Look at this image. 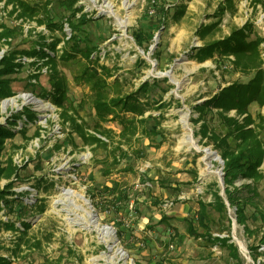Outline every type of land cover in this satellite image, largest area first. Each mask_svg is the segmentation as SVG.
Instances as JSON below:
<instances>
[{"label": "rangeland", "instance_id": "1", "mask_svg": "<svg viewBox=\"0 0 264 264\" xmlns=\"http://www.w3.org/2000/svg\"><path fill=\"white\" fill-rule=\"evenodd\" d=\"M26 1L40 7L46 0ZM253 2L79 0L86 16L92 18L83 25L84 33L98 50L92 54L93 60L77 56L69 60L60 58L55 64L67 78L68 97L77 109L78 120L88 124L90 131L97 122L94 81L86 80L90 75L106 80L108 97L125 96L149 80V98L155 105L146 116L162 117L161 133L148 137L140 131L129 154L118 163L113 158L120 153L119 149L85 144L70 121L62 122V107L43 95L51 88V66L48 68L38 57H19L17 60L23 66L13 82L16 94L1 100L0 122L6 125L9 116L24 107H30L35 114L32 120L22 113L11 124L16 132L6 140L3 151V159L13 156L18 174L12 177L13 190L17 192L13 207L1 211L2 220H10L15 227H2L0 253L13 264H239L227 248L189 234V220L197 223L199 200L211 201V192L217 187L222 191L224 161L209 160L212 170L220 175L205 172L204 152L183 141L189 136L200 147L216 150L212 144L200 141L198 130L202 121H194L199 114L193 106L222 86L234 81L247 82L253 74L236 70L230 61L234 55L201 58L195 48L246 24L250 38H264V8L261 4L254 6ZM183 6L184 13L178 17ZM162 8L169 12L164 25L156 31ZM49 9L57 24L53 29L47 27V21L38 24L36 20L18 18L17 12L12 13V5L0 0V23L16 30L9 43L0 37V58L8 50L28 49L44 39L52 42L55 38L61 41L54 53L61 54L64 40L71 35L65 17L69 12L53 3ZM119 20L125 21V26H120ZM60 22L63 30L58 27ZM208 24L215 26L202 38L198 30ZM138 30L155 32L148 50L137 44L134 34ZM262 53L264 57V42ZM24 92H31L39 102H25ZM10 98H15L18 105L7 104L3 108ZM249 108L253 115L264 112V107L256 104ZM25 116L29 121L24 122ZM205 118L216 130L226 131L215 112H207ZM156 121L157 118L147 117L149 127ZM103 124L114 130L118 140L120 122L110 119ZM25 126V133L18 131ZM122 146L129 148L127 144ZM145 181L150 182V187L136 189L137 182ZM6 182L1 180L2 185ZM65 189L83 197L70 195L66 199L62 194ZM258 189L264 207V179ZM58 198L61 201H56ZM169 202L173 204L166 206ZM86 211L97 225L86 222ZM245 212L250 227L262 225L252 206H247ZM210 213L213 236H228L230 227V241L237 245L242 264H264V254L256 260L251 256V247L257 241L237 222L233 207L227 209L230 222L218 211L210 209ZM163 215L166 221L161 223ZM23 221L30 227L25 229ZM104 227L109 228V234L102 232ZM109 244L113 246L111 251ZM119 249L126 253L125 259L115 262L109 257ZM258 250L264 252V246Z\"/></svg>", "mask_w": 264, "mask_h": 264}, {"label": "trees", "instance_id": "2", "mask_svg": "<svg viewBox=\"0 0 264 264\" xmlns=\"http://www.w3.org/2000/svg\"><path fill=\"white\" fill-rule=\"evenodd\" d=\"M52 3L69 12L65 17L70 26L71 35L64 40L61 54L54 53L57 51V44L61 41L60 38H55L52 42L44 39L39 45L31 48L8 50L4 53L0 58V103L1 100L16 94L13 82L17 80L15 75L23 66V62L17 59L21 56H28L38 57L37 60L39 61V58H41L43 64L49 66L48 68L51 66V88L48 90L49 92H45L43 95L51 98L52 101L62 107L60 114L62 122L70 121L73 130L87 145L103 148L112 147L114 150L119 149L120 153L118 155L114 153L113 158L114 162L118 163L129 154V150L132 149L131 144L140 131L148 137L161 133L159 130L161 116L148 115L151 118H157V121L150 127L147 124L148 116H146V112L152 105H155L149 98L152 83L146 80L134 92L125 96L108 97L106 80L90 75L86 80L94 81L93 108L97 117V122L91 128L93 132L90 131L88 124L78 120L76 116L77 109L68 97L67 78L56 68L55 64L60 58L69 60L77 56L93 60L91 56L98 50V46L93 44L91 39H88V35L84 33L83 29V25L92 18L86 16L87 13L83 11L84 6L79 5V0H46L40 7L38 4L31 5L26 0H6V5H12V13L17 12L18 18L36 20L38 24L47 21V27L50 29L57 27V24L53 21V16L49 13V6ZM253 3L254 6L261 4L264 8V0H254ZM184 7L179 9L178 17L184 13ZM224 8H221L222 11ZM168 12L165 8L161 9L156 31L164 25V18ZM176 12L174 15H176ZM78 13L81 14L77 16ZM214 26V24L201 25L198 31L202 38H206ZM58 27L63 30V22L58 23ZM247 27L248 24L232 30L227 36L206 40L204 44L195 48L197 55L201 58L212 57L217 54L221 56L234 55V58L230 59L234 68L243 74H253V76L247 82L234 81L222 86L218 92L193 106V110L199 114L198 119H194V121L197 123L202 121L198 130V135L201 137L200 141H204L205 145L212 144L224 160L225 193L222 195L221 188L217 187L211 192L213 196L211 201L199 200L197 223L193 220H189L188 223V231L191 236L204 237L220 244L223 248H227L239 264H242V261L237 245L230 241V227L228 226V236H213L211 228L213 218L210 209L224 214L230 222L231 219L227 216V209L233 207L237 222L244 226L245 233L249 237H253L257 241V244L251 247V256L256 260L259 255L264 254V252L258 250L259 247L264 246V207L261 205L263 196L258 189L261 180L264 179V170L262 169L264 163V112L259 111L256 115H253L249 108L252 104H256L260 108L264 107V57L262 53L264 38L258 35L255 38H250ZM15 33L14 28L0 23V37L5 40V43H9L10 38ZM80 35L83 36L80 37ZM154 36L155 32L144 30H138L134 34L137 44L145 50L149 49V42ZM86 74L87 72L84 73V75ZM66 101L69 102V105H65ZM116 109L120 111L117 112ZM207 112L217 114L220 122L226 128L225 132L216 130L206 120ZM22 113L28 118L30 116L32 120L34 119L35 111L30 107H24L23 111L12 113L7 119L6 125L0 122V231L2 227H15L10 220H2L1 211L7 207L12 209V204L17 198L14 197L17 192L13 190L14 181L12 177L13 175L17 177L18 166L12 155H7L5 159L2 158V155L6 149V140L13 137L16 132L11 124L16 123L18 117H22ZM110 119L118 120L122 125L119 137H117L118 140H115L114 130L103 124V122ZM18 131L25 133L26 126ZM123 144H127L129 148L125 150ZM2 179L7 180L4 185L1 184ZM247 206H252L259 213L262 225L250 227L247 224V214L245 212ZM165 219L163 215L159 221L162 223V221H166ZM22 224L25 229L30 227L24 221ZM201 228L203 230H200ZM0 264H13V262L0 253ZM135 264L141 263L136 262Z\"/></svg>", "mask_w": 264, "mask_h": 264}, {"label": "bare ground", "instance_id": "3", "mask_svg": "<svg viewBox=\"0 0 264 264\" xmlns=\"http://www.w3.org/2000/svg\"><path fill=\"white\" fill-rule=\"evenodd\" d=\"M126 4L129 6L128 2H126ZM125 5V6H127ZM109 7H112V5H109ZM112 9V8H111ZM126 22L125 21H121L119 20V25L120 26H125ZM22 97L24 98L25 102H33V103H38L39 100H37L36 98H34L32 95L30 94H24L22 95ZM7 104H13V105H18L17 104V101L15 98H10L8 100H6L3 104V108H5V106ZM183 142H187L188 144L192 145L193 147L196 148V150L198 151H203L204 152V156H203V160L205 162V172H213V173H217L218 175H220L219 172H216L215 170H212V163L209 161L210 159L211 160H217V161H220V157L213 151V149L211 147H208V148H202L200 147L196 142L195 140L192 138L190 139L189 136H186L185 140ZM85 156H87L85 154ZM84 156V157H85ZM62 194L63 195H66V199L69 198L68 196L70 195H78V196H81L83 197L82 194H79V193H76L75 191L73 190H70V189H65V190H62ZM65 200V199H64ZM70 202L72 203V200L69 199ZM56 201H61L60 198H58ZM88 213V221H86L88 224H92L94 223L96 220L93 219L92 215L90 212L86 211ZM95 225H97V223L95 222ZM109 228L107 227H104V228H101L102 232H104V234H109L110 233V230H108ZM113 248L112 244H109V250L111 251ZM125 255L126 253L123 252L122 249H119V250H116L113 255H110V259L112 260H116L115 262L119 261V260H124L125 259ZM123 264V263H122Z\"/></svg>", "mask_w": 264, "mask_h": 264}, {"label": "built area", "instance_id": "4", "mask_svg": "<svg viewBox=\"0 0 264 264\" xmlns=\"http://www.w3.org/2000/svg\"><path fill=\"white\" fill-rule=\"evenodd\" d=\"M226 66V65H225ZM24 94H30V95H32L31 94V92H24ZM25 120H24V122L25 121H27L28 120V118L25 116ZM29 121V120H28ZM21 128V127H20ZM144 188V187H150V182L149 181H145V182H143V183H141V182H137L136 183V189H138V188ZM173 204V202H169V203H167L166 204V206H170V205H172Z\"/></svg>", "mask_w": 264, "mask_h": 264}, {"label": "water", "instance_id": "5", "mask_svg": "<svg viewBox=\"0 0 264 264\" xmlns=\"http://www.w3.org/2000/svg\"><path fill=\"white\" fill-rule=\"evenodd\" d=\"M213 151L221 158V156H220V154L218 153L217 150H213ZM221 160H222V162L224 161L222 158H221ZM221 183H222V191H221V194L223 195L225 193L224 171H222Z\"/></svg>", "mask_w": 264, "mask_h": 264}]
</instances>
